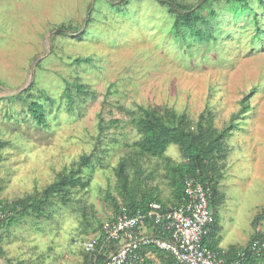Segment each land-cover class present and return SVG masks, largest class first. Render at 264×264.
Wrapping results in <instances>:
<instances>
[{
    "label": "rangeland",
    "instance_id": "obj_1",
    "mask_svg": "<svg viewBox=\"0 0 264 264\" xmlns=\"http://www.w3.org/2000/svg\"><path fill=\"white\" fill-rule=\"evenodd\" d=\"M128 1L0 0V139L9 141L0 150V202L40 191L83 154L97 156L83 169L89 184L73 189L68 202L53 198L42 218L0 224V264H80L85 243L115 215L111 199L122 203L121 158L130 162L134 192L156 186L168 202L164 160L139 151V135L120 109L136 104L173 108L193 122L211 111L218 129L239 113L218 182L215 239L239 247L264 234V221L256 230L251 224L264 205V42L252 44L241 23L221 18V36L200 43L184 38L156 0ZM61 26L69 31L57 34ZM77 57L89 61L74 63ZM74 82L92 96L75 92L68 102L63 93ZM21 92L42 102L46 127L34 123L24 101L3 99ZM99 114L118 122L99 132ZM166 155L182 161L175 144Z\"/></svg>",
    "mask_w": 264,
    "mask_h": 264
},
{
    "label": "trees",
    "instance_id": "obj_2",
    "mask_svg": "<svg viewBox=\"0 0 264 264\" xmlns=\"http://www.w3.org/2000/svg\"><path fill=\"white\" fill-rule=\"evenodd\" d=\"M108 1L112 2V5L115 4L114 6L129 4L128 0ZM156 1L167 8L168 14L174 19V27L184 33V38L187 36L191 40L200 43L210 39L216 40L221 36L218 21L224 18L227 19L228 23H235V21L241 23L243 25L241 28L248 30L252 44L264 42V0H198L193 5H186L177 0ZM182 12L184 13L182 14ZM183 15L184 25H179V20ZM64 28L69 31L67 27L61 26L57 34H61ZM88 61V57H77L73 60L74 63L78 64ZM71 85L74 90H70L67 85L63 93L68 102L73 101L72 97H75V94L79 99L93 94V91L81 83L74 82ZM26 91H29V89ZM22 94L23 92L3 97V99H20L24 101L27 112L34 123L46 127V108L42 102L33 97L24 99ZM242 102L241 110L243 111L246 104H244V100ZM120 109L129 117V122L139 135L136 142L139 151L146 156L164 160V177L170 186L171 197L168 202H165L160 197V190L156 186L146 191L136 190L134 192L130 188L128 177L130 162L126 158H121L115 167V176L118 179L117 187L122 196V203L119 204L117 200L111 199L115 215L122 206L129 211L138 208L143 209L151 200L160 202L165 207L166 205L177 206L184 201L185 180L189 177H197L206 182L212 190L211 208L214 221L205 239L208 246L219 252H225V258L228 262L239 257V264H264V234L254 232L249 241L239 247L238 245H229L227 248H222L219 246L218 240L215 239L219 229L216 210L222 200V195L218 190V182L224 175L225 160L229 154L227 140L232 131L237 129L234 120H236L239 113H233L227 123L218 129L214 125V116L211 111L201 112L197 120L193 122L184 112L178 113L173 108L165 106L136 104L133 108L121 106ZM98 116L99 132L114 126L118 122L117 120L105 122L100 114ZM171 144L178 146L182 161L176 162L166 155V150ZM7 145H9V141L0 139V150ZM93 158H97L93 152L81 155L68 168H63L57 172L52 182L45 185L40 191L16 198L6 204V209H10L12 214L1 219L0 224L12 225L25 216L33 215L37 219L42 218L43 212L52 204L53 198H57L61 202H68L70 200L69 194L73 189L84 188L89 184L88 181L83 180L82 174L85 167L93 165ZM137 191L139 194H137ZM262 221H264V205L252 218L253 230H256ZM102 231L103 225L101 224V234L95 240L102 238ZM148 252L152 255L151 257L147 256ZM241 253L242 256H239ZM140 255H142L143 261L135 264H153L154 259L158 261V264H175L172 256L152 246L143 248ZM82 256L83 261L80 264H104L107 258L106 254H97L87 250L84 251ZM94 256H96V259H94Z\"/></svg>",
    "mask_w": 264,
    "mask_h": 264
},
{
    "label": "built area",
    "instance_id": "obj_3",
    "mask_svg": "<svg viewBox=\"0 0 264 264\" xmlns=\"http://www.w3.org/2000/svg\"><path fill=\"white\" fill-rule=\"evenodd\" d=\"M211 197L206 182L189 177L183 202L165 207L151 200L145 208L130 211L122 206L103 224L102 238L86 242L85 250L106 254L104 264L142 262L140 251L150 246L172 256L175 264H239V257L228 262L225 252L212 249L205 241L214 221ZM5 206L0 203V220L12 214Z\"/></svg>",
    "mask_w": 264,
    "mask_h": 264
},
{
    "label": "crops",
    "instance_id": "obj_4",
    "mask_svg": "<svg viewBox=\"0 0 264 264\" xmlns=\"http://www.w3.org/2000/svg\"><path fill=\"white\" fill-rule=\"evenodd\" d=\"M147 256H148V257H151L152 255L150 254V252H148V253H147Z\"/></svg>",
    "mask_w": 264,
    "mask_h": 264
}]
</instances>
